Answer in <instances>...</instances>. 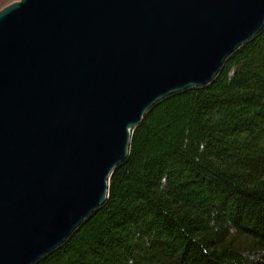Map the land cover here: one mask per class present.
Listing matches in <instances>:
<instances>
[{
  "label": "water",
  "instance_id": "water-1",
  "mask_svg": "<svg viewBox=\"0 0 264 264\" xmlns=\"http://www.w3.org/2000/svg\"><path fill=\"white\" fill-rule=\"evenodd\" d=\"M264 29V0H16L0 10V264H37L108 200L132 132Z\"/></svg>",
  "mask_w": 264,
  "mask_h": 264
},
{
  "label": "trees",
  "instance_id": "trees-1",
  "mask_svg": "<svg viewBox=\"0 0 264 264\" xmlns=\"http://www.w3.org/2000/svg\"><path fill=\"white\" fill-rule=\"evenodd\" d=\"M131 136L104 206L37 264H264V29Z\"/></svg>",
  "mask_w": 264,
  "mask_h": 264
}]
</instances>
